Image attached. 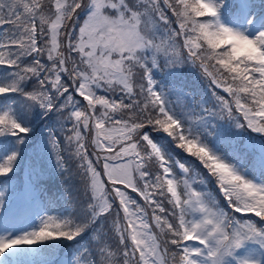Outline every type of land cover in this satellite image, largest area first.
Masks as SVG:
<instances>
[{
    "label": "snow or ice",
    "instance_id": "snow-or-ice-1",
    "mask_svg": "<svg viewBox=\"0 0 264 264\" xmlns=\"http://www.w3.org/2000/svg\"><path fill=\"white\" fill-rule=\"evenodd\" d=\"M0 264H264V0H0Z\"/></svg>",
    "mask_w": 264,
    "mask_h": 264
}]
</instances>
